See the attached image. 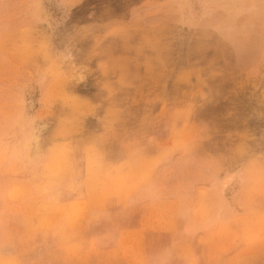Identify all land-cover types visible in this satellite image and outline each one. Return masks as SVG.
<instances>
[{
  "label": "rangeland",
  "instance_id": "rangeland-1",
  "mask_svg": "<svg viewBox=\"0 0 264 264\" xmlns=\"http://www.w3.org/2000/svg\"><path fill=\"white\" fill-rule=\"evenodd\" d=\"M210 1L0 0V264H264V65Z\"/></svg>",
  "mask_w": 264,
  "mask_h": 264
},
{
  "label": "crops",
  "instance_id": "crops-1",
  "mask_svg": "<svg viewBox=\"0 0 264 264\" xmlns=\"http://www.w3.org/2000/svg\"><path fill=\"white\" fill-rule=\"evenodd\" d=\"M207 3L202 28L219 41L236 72L256 75L264 65V0Z\"/></svg>",
  "mask_w": 264,
  "mask_h": 264
}]
</instances>
